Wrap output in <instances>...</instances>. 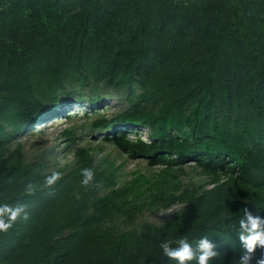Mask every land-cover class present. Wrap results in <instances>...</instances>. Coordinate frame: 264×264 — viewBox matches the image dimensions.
<instances>
[{
	"label": "trees",
	"instance_id": "trees-1",
	"mask_svg": "<svg viewBox=\"0 0 264 264\" xmlns=\"http://www.w3.org/2000/svg\"><path fill=\"white\" fill-rule=\"evenodd\" d=\"M69 9L74 15L63 19ZM73 71L114 89L136 81L141 102L158 104L131 101L117 115H96L89 132L147 128L148 140L125 133L105 140L150 166L191 161L211 177L212 187L179 195L185 209L168 226L99 230L97 216L120 211L116 200L127 190L95 199L89 212L60 206L113 185V172L89 168L87 186L80 172L76 185L58 172L49 186L53 173L8 152L7 142L56 104ZM64 136L73 142L70 131ZM2 204L24 205L28 218L0 231V264H176L160 242L176 247L183 238L196 251L202 237L219 254L210 264H257L264 249L247 254L240 222L245 209L264 219V0H0Z\"/></svg>",
	"mask_w": 264,
	"mask_h": 264
},
{
	"label": "rangeland",
	"instance_id": "rangeland-1",
	"mask_svg": "<svg viewBox=\"0 0 264 264\" xmlns=\"http://www.w3.org/2000/svg\"><path fill=\"white\" fill-rule=\"evenodd\" d=\"M75 11L65 10L62 18L71 17ZM43 19L49 25L54 22L50 15ZM64 84L55 92L56 104L49 111L45 107L42 118L36 124L7 142L8 152L17 150L25 163H38L44 173L61 172L60 177L66 176L68 182L75 185L74 175L78 172L82 174L85 167L104 170L107 174L114 173L113 185L93 195H77L74 201L68 200L60 209L76 211L77 207L81 212H89L95 199L127 190L116 200L120 211L104 210L95 223L99 230L109 228L111 234H138L147 224L168 226L181 217L185 203L178 197L184 190L199 193L213 186L211 177L194 162L183 166L173 165L171 168L150 166L147 159H131L105 140L113 133L148 140L150 132L147 128L128 127L95 133L87 130V123L94 116L117 115L125 111L132 104L131 101L145 107L157 106L154 98L141 102L140 96L144 90L136 81H131L125 88L114 89L104 82L85 80L80 72L73 71L65 77ZM65 131H70L74 138L70 144L66 142ZM178 136L182 137L181 134Z\"/></svg>",
	"mask_w": 264,
	"mask_h": 264
},
{
	"label": "clouds",
	"instance_id": "clouds-1",
	"mask_svg": "<svg viewBox=\"0 0 264 264\" xmlns=\"http://www.w3.org/2000/svg\"><path fill=\"white\" fill-rule=\"evenodd\" d=\"M82 183L89 185L94 178V173L91 169L85 168L82 170ZM59 179V173H53L47 177L45 183L53 185ZM28 218L24 205L9 206L8 204L0 205V231H6L12 227L13 222L21 217ZM247 220H241V228L243 231L240 233V240L242 247L246 249L247 254L255 253L257 247L264 249V219L259 216L254 217L247 209L244 210ZM171 241H161L159 244L162 253L167 258L176 261V264H187L192 260H196L197 264H210V261L218 256L215 250V245L207 237L200 238L196 243V251H194L192 244L187 239H179L175 243L176 247L171 246ZM245 254L243 259L245 261L250 259V256ZM257 264H264V256L257 260Z\"/></svg>",
	"mask_w": 264,
	"mask_h": 264
}]
</instances>
